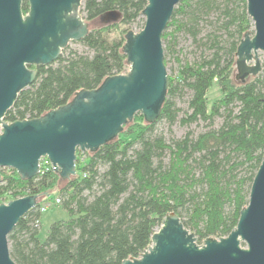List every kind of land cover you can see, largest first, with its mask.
I'll use <instances>...</instances> for the list:
<instances>
[{"label": "trees", "instance_id": "1", "mask_svg": "<svg viewBox=\"0 0 264 264\" xmlns=\"http://www.w3.org/2000/svg\"><path fill=\"white\" fill-rule=\"evenodd\" d=\"M146 4L84 0L89 32L79 43L91 54L69 50L51 65L31 66L36 79L19 93L4 121L38 118L67 104L79 90L97 89L105 78L126 74L122 47L129 30L123 26L142 19ZM22 11L28 12L26 1ZM111 11L120 13V19L102 22ZM97 19L102 25L91 28L89 23ZM252 25L246 0H182L162 44L185 33L199 54L193 62L180 64L175 77L168 76L156 122L147 124L138 113L95 153L77 150L76 173L67 181L52 170L22 180L14 170L0 168V203L40 198L8 235L11 258L17 264H121L149 247L152 234L171 212L194 233L198 245L209 237L228 236L248 204L264 148V63L257 76L236 79V50ZM163 49L166 66L170 47ZM214 81L219 96L210 101ZM185 92L187 110L181 114L174 99ZM216 118L222 122L213 128ZM159 121L169 128L177 122L183 127L203 122L209 128L198 134L188 130L166 141L153 134ZM54 193L60 195V206L69 218L51 224L40 241L38 208Z\"/></svg>", "mask_w": 264, "mask_h": 264}, {"label": "water", "instance_id": "2", "mask_svg": "<svg viewBox=\"0 0 264 264\" xmlns=\"http://www.w3.org/2000/svg\"><path fill=\"white\" fill-rule=\"evenodd\" d=\"M83 1L0 0V168L14 170L22 180L37 176L41 159L47 158L67 181L76 173L77 150L95 153L136 114L153 124L161 113L168 88L162 35L182 0H146L143 28L130 29L124 37L126 74L105 78L97 89L79 90L67 104L38 118L4 121L19 93L36 79L37 71L30 67L51 65L70 42L88 34L80 15ZM246 11L253 34L246 32L237 47L236 79L257 76L264 63V0H246ZM119 19L120 13L111 11L102 22ZM39 200L24 196L0 203V264H17L10 256L8 235ZM150 242L139 257L121 264H264V148L248 204L228 236L209 237L198 245L194 233L171 212Z\"/></svg>", "mask_w": 264, "mask_h": 264}, {"label": "rangeland", "instance_id": "3", "mask_svg": "<svg viewBox=\"0 0 264 264\" xmlns=\"http://www.w3.org/2000/svg\"><path fill=\"white\" fill-rule=\"evenodd\" d=\"M80 15L84 18L86 16L85 12L82 10V6L80 8ZM143 19V17H142ZM142 19H138L130 25L123 26V28H127L128 30L132 29L134 32H138L141 29L143 24ZM91 28L99 27L102 25V22L97 19L91 23H89ZM251 34H253V25L250 29ZM166 46L170 47V50L166 52V71L168 76L175 77L177 71L179 69V65L182 63L193 62L199 54V49L193 43L190 36L185 33H177L175 35L174 40H170L169 43H163V48ZM66 50V52H64ZM61 55H66L69 50H74L80 54L90 55L91 52L83 46L79 42H70L69 45L64 49ZM261 57V54H259ZM179 59V62L177 61ZM219 96V91L217 87L216 81H214L209 93L208 97L210 101L215 100ZM189 97V92H185L183 97H175V103L177 107L182 109L181 114L187 110V101ZM222 122L221 118H216L213 124V128H218ZM128 126L125 127L124 131H126ZM208 126L205 125L203 122H197L192 124L189 127H183L177 122L171 128L168 127L165 121H159L155 124V128L153 134H161L166 141H169L171 138H180L182 137L188 130L193 131L195 134L208 130ZM82 153V152H81ZM86 153V152H84ZM63 184V183H62ZM61 183L59 186L62 185ZM54 197H59V194H53ZM61 204V203H60ZM69 216L67 212L59 205L53 206L52 208L48 209L44 212L40 217V228L38 232V238L40 241H44L47 237V233L51 224L61 220H68Z\"/></svg>", "mask_w": 264, "mask_h": 264}, {"label": "built area", "instance_id": "4", "mask_svg": "<svg viewBox=\"0 0 264 264\" xmlns=\"http://www.w3.org/2000/svg\"><path fill=\"white\" fill-rule=\"evenodd\" d=\"M2 169L9 170L8 168H2ZM40 170H41V172L42 171H48V170L54 171V168L47 158H43V159H41V162H40ZM4 203H6V202H4ZM60 203H61V201H60L59 197H54V199L46 200V201L42 202L40 204L38 210H39L40 214H43L44 212H46L48 209L52 208L53 206H59Z\"/></svg>", "mask_w": 264, "mask_h": 264}]
</instances>
